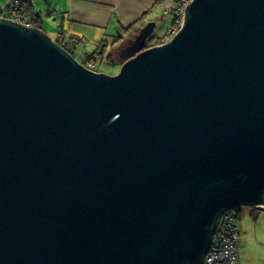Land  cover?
<instances>
[{
    "label": "water",
    "instance_id": "1",
    "mask_svg": "<svg viewBox=\"0 0 264 264\" xmlns=\"http://www.w3.org/2000/svg\"><path fill=\"white\" fill-rule=\"evenodd\" d=\"M154 27L112 75L0 16V264H204L226 212H264V0Z\"/></svg>",
    "mask_w": 264,
    "mask_h": 264
},
{
    "label": "crops",
    "instance_id": "2",
    "mask_svg": "<svg viewBox=\"0 0 264 264\" xmlns=\"http://www.w3.org/2000/svg\"><path fill=\"white\" fill-rule=\"evenodd\" d=\"M52 1L54 3V11L56 12L54 18L59 17L60 20L59 30L56 36L57 39H61L63 40L62 42L66 43L65 40L70 39V36H74L78 38L79 42L88 44L89 52L93 50V48L101 41H112L113 37L117 35L120 28H124L133 23L144 13H149L148 21L154 22L156 26V20H158L162 14L166 13V9H172L177 3V0ZM11 2L12 0H0V13L2 15L5 12L9 16ZM45 2L48 3V0ZM32 3L37 9V0H32ZM48 5L50 7L52 6L49 3ZM168 14L170 13L168 12ZM152 15L154 17H151ZM164 15L162 16V19H166V16ZM70 42L71 41H69V43ZM64 43H62V45ZM70 44L66 46L69 48L71 47L73 50V46ZM102 65H105L106 68L108 67L107 71L106 68L102 67ZM114 66L116 65L110 63L108 64L104 59L101 61L100 67L103 70L100 69L99 72L113 74Z\"/></svg>",
    "mask_w": 264,
    "mask_h": 264
},
{
    "label": "rangeland",
    "instance_id": "3",
    "mask_svg": "<svg viewBox=\"0 0 264 264\" xmlns=\"http://www.w3.org/2000/svg\"><path fill=\"white\" fill-rule=\"evenodd\" d=\"M45 1L46 0H37L36 3L37 10L40 11L42 15V24L40 28L53 40L58 41L56 36L59 30L60 20L59 17L54 18L56 12L54 11L53 1L48 0V3L52 5L51 7ZM166 13H164L165 15L161 13L162 15L158 20H156V26L154 27L153 32L146 39V47L154 46L158 40L163 38L167 39L168 34L174 28V25L172 24L174 15L171 13L168 14V12ZM153 15L151 17H154ZM163 15L166 16V19H162ZM3 16L8 18V14L5 12L3 13ZM178 28L179 27L177 26L176 29ZM65 41L69 42L70 39ZM71 44L73 46L72 55L81 63L85 55L89 53L88 44L79 42V40L73 41ZM115 56L117 57L113 59V62L116 65L114 66L113 74H116L119 71L120 63L122 61L118 57V53H115ZM104 59L108 64H112L111 62H108L105 57H102L101 61ZM101 61L96 62L98 72L101 69ZM102 67L106 68L105 65H102ZM107 69L108 67L106 68V71ZM251 210H254L253 212H255L256 209L240 206V211L238 212V219L240 222V238L237 243V253L239 257L237 264H264V212L256 210L258 214H250Z\"/></svg>",
    "mask_w": 264,
    "mask_h": 264
},
{
    "label": "built area",
    "instance_id": "4",
    "mask_svg": "<svg viewBox=\"0 0 264 264\" xmlns=\"http://www.w3.org/2000/svg\"><path fill=\"white\" fill-rule=\"evenodd\" d=\"M189 0H177V3L171 10H166V12L173 13L176 18V23L174 28L168 34L167 39H161L156 42V45H161L167 42L177 31V26H180L184 9L188 4ZM9 19L20 24L27 26H32L28 16L24 15L20 11L17 0H12L9 9ZM85 68L97 71L96 63L94 60H85L82 62ZM238 229L237 221L233 215V211L229 210L226 212L218 225V228L213 236L212 244L209 252L207 253L204 264H235L237 260L236 255V240Z\"/></svg>",
    "mask_w": 264,
    "mask_h": 264
},
{
    "label": "trees",
    "instance_id": "5",
    "mask_svg": "<svg viewBox=\"0 0 264 264\" xmlns=\"http://www.w3.org/2000/svg\"><path fill=\"white\" fill-rule=\"evenodd\" d=\"M17 2H18V6L20 7V11L24 15L28 16L31 25H33L37 28H40L41 22H42V15H41V12L35 8V6L32 3V0H17ZM148 14H149L148 12L144 13L137 20H135L133 23L129 24L128 26H126L124 28H120L118 30L117 35L113 37L112 41H108V40L101 41L98 45H96L93 48V50H91L88 54L85 55L82 62H84L85 60H94L96 63V62L101 61L102 57H105L108 62H111L112 64H114L113 59L115 57H117V56H115V53L117 54L118 49L120 47L124 46L125 44H127L128 42H130L133 39V37L138 33V31L147 22H149L148 21V16H149ZM0 16H3V15L0 13ZM9 17L10 16H8V18ZM175 20L176 19L173 20L172 24L176 23ZM69 38L71 41L70 43H72L73 41H78V38H76L74 36H70ZM57 42L59 44L64 43V42H61V39H58ZM70 43L66 42V43H64L65 45L64 44L63 45L65 47H67L66 45H69ZM70 53L72 54V49H71ZM96 68L98 69V67H96ZM232 211H233V215H234L235 220L237 221V225H238V229L235 231L237 234V240H236L237 260H236L235 264H237V262L239 260L238 253H237V243H238V240L240 238V222L238 219V212L240 211V207H237V208L233 209ZM253 211L254 210H251V214L257 213L256 210H255V212H253Z\"/></svg>",
    "mask_w": 264,
    "mask_h": 264
},
{
    "label": "clouds",
    "instance_id": "6",
    "mask_svg": "<svg viewBox=\"0 0 264 264\" xmlns=\"http://www.w3.org/2000/svg\"><path fill=\"white\" fill-rule=\"evenodd\" d=\"M171 14H173V13H171ZM175 18V17H174ZM174 25V24H173Z\"/></svg>",
    "mask_w": 264,
    "mask_h": 264
}]
</instances>
